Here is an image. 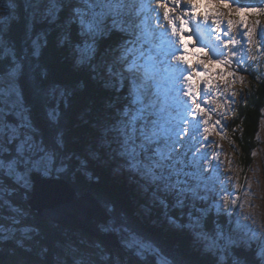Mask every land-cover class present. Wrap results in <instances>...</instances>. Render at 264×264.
I'll return each instance as SVG.
<instances>
[{"label": "snow or ice", "instance_id": "snow-or-ice-1", "mask_svg": "<svg viewBox=\"0 0 264 264\" xmlns=\"http://www.w3.org/2000/svg\"><path fill=\"white\" fill-rule=\"evenodd\" d=\"M158 7L166 21L163 31L152 25L151 13H157V23L160 16L151 0L147 6L145 0H0V210L8 211L10 221L0 223V240H11L26 253L35 250V264H120L121 252L161 259L156 242L111 201L98 202L87 241L57 235L45 243L44 229L29 221L13 199L18 193L26 197L39 176L90 180L91 166L101 155L114 162L116 172L126 170L169 223L187 233L202 264H264V233L233 228L236 209L216 204L209 182L213 157L200 154L208 143L202 132L209 128L201 132L200 121L203 115L211 118L205 111L211 103V68L220 65L216 74L226 83L229 77L234 81L231 66L238 53L227 50L241 41L231 38L232 28L243 29L248 43L258 35L264 47V33L255 31L264 8L205 0L201 17L197 0H161ZM177 8L181 14L174 16ZM225 8L227 13L221 11ZM252 16L256 19L250 24ZM210 19L219 33L216 40L228 37L222 41L224 51L210 56L207 48L198 47L190 52V25H207ZM53 36L77 76L72 83L53 78L44 62ZM188 56L197 57L194 65ZM162 66L180 73L185 86L177 91L187 100L160 103L155 77ZM195 78L204 86L200 102ZM85 88L94 101L80 114L89 131L79 144L70 141L66 118ZM229 202L236 205L237 198L226 196L223 203ZM213 208L226 220L212 218ZM164 264L176 261L165 259Z\"/></svg>", "mask_w": 264, "mask_h": 264}, {"label": "rangeland", "instance_id": "rangeland-1", "mask_svg": "<svg viewBox=\"0 0 264 264\" xmlns=\"http://www.w3.org/2000/svg\"><path fill=\"white\" fill-rule=\"evenodd\" d=\"M160 2L161 0H151V7L156 8L157 12L159 13L160 16L159 23H157L155 19L157 13H151V19H152V25L159 28L160 31L161 30L163 31L162 26L166 24V21L163 20V12L162 13L159 12V10L163 11V9L158 7ZM168 2L170 4L171 0H168ZM145 3L147 6V0H145ZM207 7L209 9H212L213 11H215L217 8L216 4L214 3H208ZM197 9L199 11H202V16H203V13L205 12V0H197ZM221 11L227 13L225 9H221ZM160 14H162V16ZM180 14H181V9L179 8L175 9L173 15L175 16ZM223 19L227 20L228 19L227 15H225ZM211 22L212 19H210V23ZM249 23L252 24V22ZM203 25L204 24H202V30L203 29L205 30L202 33L203 36H205L206 33L208 35L207 36L208 40L205 46L208 49L209 55L210 56L217 55L220 53L221 50L224 51L222 41L224 39H227L228 37L221 35V40L217 41L216 35L219 33L213 32L212 30L213 26L208 27ZM205 27H208V29L206 30ZM226 27L227 26L225 24L224 28L226 29ZM253 27L255 28V25H253ZM242 31L243 29L234 26L230 33L232 39L241 41L239 43L240 46L239 44H235L237 47L239 46L237 51L238 55L235 58H233V65L231 66L236 73L234 81L232 80L231 77H229L228 78L229 82L226 83L225 80L221 79L220 76L216 74L218 73L221 67L220 65H213L211 68V71L213 73V76L211 78L213 87L210 90L208 96V98L211 100V103L205 107V111L209 112L211 118L209 120V117L207 115H203V118L200 121L201 132L204 127L209 128L208 133L202 132V135L207 137L208 143L206 147L201 149L200 154L202 155L204 153H207L208 155L213 157L212 160L213 168L210 171L209 182L212 185L213 192L217 197L215 203L222 205V207L225 209L227 208L236 209V216L232 220L233 228H238L242 231H247L249 229H252L257 232L264 233V108L261 115L262 120L260 123V128L257 131L258 134H256L258 144H256L252 148L250 147L251 149L250 161H247L248 160L247 157L244 156L243 145H241L239 142H235L234 138H232L230 134L228 137L226 134L227 132L226 129L229 130V128H231L229 122L234 117L236 103L241 98L243 99V101H245V99L247 98L246 89H250L251 91H253L255 86L257 87L259 86V84H262V80L260 79H264V51L263 48H261V46L258 45L257 43L258 35H254L252 37L251 43H248L247 39L242 37L241 35ZM255 31L257 33H264V19L260 21V26L259 28H255ZM190 36H191V40H190V44H191V42H195V39L193 38L192 33ZM203 45L204 44L198 43L197 45L190 47L189 51L194 52L196 51V48L203 47ZM232 46L233 45L229 47V49L227 50L228 52L232 51L231 50ZM189 57L192 59L190 62H192L194 65L197 57L194 56H189ZM237 66H238V71H236ZM240 66L244 69V71L240 70ZM255 67L258 69L256 70L258 73L257 76L259 75L260 78L257 77L258 81H256L255 79H251L250 81L248 80L249 76L248 73H246V70L251 68L250 69L251 71ZM160 69L163 75L167 74V72L165 71L162 72V70H165L166 67L162 66L160 67ZM179 75L180 74L178 73L176 75H172V76L168 75L164 77L165 78L164 81H167L170 77L169 82L172 83V86L160 85L161 90L163 91L158 92V98L162 105L175 104L177 97H179L181 101L187 100V98L183 96L182 91H177L178 89H181V84H180L181 81L180 79H178ZM204 79H208V77H205ZM195 80L198 81L197 90L200 91L201 93V95L198 97V102H200L204 99V95H203L204 86L201 84L200 78H195ZM216 85H219V87L217 88ZM154 90L157 89L154 88ZM242 99L240 102H242ZM188 101H189L188 103L190 104L191 101L190 100ZM204 106L205 105L202 104V107ZM83 107L85 110V108H87L88 105H83ZM71 111L72 110L69 109L68 113ZM76 119L81 125H83L86 128L87 131H89L88 126L80 119V114H77ZM218 119L221 120L222 122L221 124L216 125L215 122ZM204 121H208V123L205 124ZM103 164L110 167L109 169L112 172L111 176L113 178H118L124 181L127 189L131 191L132 195L130 196V198H132L134 203L132 208L131 218L138 223L137 225H139V227L147 231L150 225L148 226L144 222H146L145 220L148 219V215L150 214V212L152 213V211L149 208L154 206V211L155 210L159 211L162 208L154 204L150 196L146 195L139 189L137 184L132 180L130 174L126 170L122 172H116L114 170L115 169L114 162H109L104 157L103 158L100 157V159H98L95 162L94 168L104 169L103 168L104 166H102ZM93 174H94L93 168H91L90 171L91 178ZM51 177L59 180L68 181L65 179V176H59L56 174L44 178L48 179ZM70 177L71 178H69L70 180L67 183H69L75 190H77L76 187L78 185L83 187V192L81 196L83 197L88 196L90 198H93L95 201H97V203L101 201L100 198H98V195L95 196L91 191H88L86 189L84 190V188H90L88 186V181L91 180L79 176H70ZM82 183H84V186ZM33 191H34V182H33V187L28 193L29 198L26 200L25 203L26 206L22 205L23 207H27L24 208L28 214L27 219L28 217H30L31 213L36 214L40 218V216L37 213L33 212L28 206V201L32 198ZM19 194L21 193H18V195ZM138 195H140L139 198ZM226 196L229 197V200L231 199L232 196H235L237 198V204L231 205L230 202L227 204L223 203L224 198ZM136 198L139 200H137ZM41 200L40 201L42 203L52 204L51 201L46 198L42 197ZM212 213H213V218L219 217L221 221L226 220V217L222 214L217 213L215 208H213ZM8 215L9 213L6 209L0 210V223L9 225L10 221L5 219V217H7ZM245 217H247V219H245ZM149 220L151 221V218H149ZM48 222L54 225L51 220H49ZM142 223L144 224L143 227H142ZM152 223L156 224L153 221V219H152ZM161 225L159 226V228L163 229ZM55 226H58V224H55ZM60 227H64V226H60ZM65 228L71 229L72 236L87 241L86 236L88 237V234L85 233V231L78 230L73 227H65ZM165 228H169L171 230L179 229L175 225H172L170 223H167ZM149 234L151 235L150 237L151 239L155 238L154 235H152L151 231L149 232ZM158 248L160 249L159 246ZM18 250L21 249L16 248L13 241L0 240V264H35V261L32 260L30 257L26 256L23 250L22 252ZM6 255L9 258L3 262L1 258ZM132 259L136 262L137 261L141 262L142 264H145L143 262L147 261L146 260L147 258L141 259L140 257L136 256L134 253H130V252L119 253L120 264H136L133 262ZM165 259L168 258H166L161 252V259L159 260L157 259V263L164 264ZM147 264H151V263H147Z\"/></svg>", "mask_w": 264, "mask_h": 264}, {"label": "trees", "instance_id": "trees-1", "mask_svg": "<svg viewBox=\"0 0 264 264\" xmlns=\"http://www.w3.org/2000/svg\"><path fill=\"white\" fill-rule=\"evenodd\" d=\"M242 5L244 7L264 8V0H245V3ZM261 16L264 18V15ZM44 62L48 65L49 71L53 78L68 83H72L77 79L76 74L72 70L70 62L65 58L64 52L56 47L54 36L50 37L49 47L45 51ZM256 70L258 69L254 68L249 72L248 75L250 81L251 79H255L256 81H258L257 77H259V75L257 76L258 73ZM260 80H262V84H259V86L257 87L255 86L253 91H251L250 89H246V102L242 99V102L236 108V113L232 119V123L230 124L231 128H229V134L232 138H234V141L239 142L241 145H243L244 156L247 157V161L251 160L250 147L252 148L256 144H258L256 134H258L257 131L260 128V123L262 120L261 115L264 108V79ZM93 101L94 97L91 89L89 88L80 90L77 96L74 97L72 106L70 108L72 111L67 113L66 118V128L70 141L79 144H84L87 141L88 131L77 121L76 117L77 114H81L84 111L83 105H88L89 107L93 104ZM101 158H103V155H101ZM94 164L91 166V168H93L94 174L90 179L91 181H88V186L91 189L84 188V190L86 189L88 191H91L95 196L98 195V198H100L101 201H111L118 209L121 210L123 214H127L129 216L133 225L140 231H142L144 235L151 237V235L149 234V232L151 231L152 235H154L155 237L154 239H152L156 240L155 242L160 247V250H162V254L169 260L175 259L176 264H202L199 255L191 250L190 241L185 231H181V229L171 230L169 228H165L166 224L169 223V221L163 209L154 211V206L149 208L152 213L150 212V214L148 215V219L145 220L146 222H144L146 225H150L149 229H147L146 231L139 227V225H137L138 223L131 218L134 203L132 198H130V196L132 195L131 191L127 189L124 181L118 178H113L111 176L112 172L109 169L110 167H108L107 165H102L104 166V169H96L94 168ZM69 178L71 177L65 176V179L68 181L70 180ZM82 184L84 186V183ZM76 188L78 195L81 196L83 187L78 185ZM22 196V193L19 195L17 194V196L14 197L15 199H13L21 203L23 206H26L25 203L29 198V194H27V196L23 199L21 198ZM139 197L140 195H138V198ZM173 215L178 216V213H173ZM30 217H28V219L31 222H33L34 224H40L44 229V235L48 237V239L44 241L45 243H50L51 238L57 235L67 236L72 234L71 229L52 225L50 222L39 218L36 214L31 213ZM149 218H151V221L149 220ZM152 219L156 224L152 223ZM182 222L186 223V221ZM159 224H162L161 226L163 227V229L159 228ZM143 225L144 224L142 223V227ZM86 238L88 239L87 236ZM18 251L22 252V250ZM24 254L30 257L32 260L36 261L35 250L31 253L24 252ZM8 258L9 257H7L6 255L1 259L4 262ZM146 260L147 261L143 263L158 264L155 256L149 255ZM133 262L136 264H142L141 262H136L134 260Z\"/></svg>", "mask_w": 264, "mask_h": 264}, {"label": "water", "instance_id": "water-1", "mask_svg": "<svg viewBox=\"0 0 264 264\" xmlns=\"http://www.w3.org/2000/svg\"><path fill=\"white\" fill-rule=\"evenodd\" d=\"M33 182L34 191L28 201L33 212L43 220H51L54 225L83 230L89 236L97 211V201L88 196H79L68 181L39 176ZM42 197L52 204L42 203Z\"/></svg>", "mask_w": 264, "mask_h": 264}, {"label": "bare ground", "instance_id": "bare-ground-1", "mask_svg": "<svg viewBox=\"0 0 264 264\" xmlns=\"http://www.w3.org/2000/svg\"><path fill=\"white\" fill-rule=\"evenodd\" d=\"M159 12L160 13H162L163 11L162 10H159ZM161 16H162V14H160ZM209 22H210V20H209ZM202 24H203V22L201 21L200 22V24H199V27H197V26H194V28H193V31H192V34H195V36H196V38H194L195 39V42H191V44H193V46H195V45H197L198 43H201V44H204L203 45V47H205L206 48V46H205V39L207 38V33L205 34V36H203V30H201L200 31V29H202ZM204 26V25H203ZM206 26H208L209 27V24L208 25H206ZM210 26H212V22H211V24H210ZM169 33V32H168ZM205 38V39H204ZM205 40V41H204ZM239 46H240V44H239ZM238 46V47H239ZM177 62L176 61H173V62H171V64L172 65H175ZM167 72V74L166 75H163L162 73H161V69L159 68L158 69V75L155 77V84L159 87V90H158V92L159 91H163V90H161V86L162 85H171L172 86V83H170L169 82V79L167 80V81H164L165 80V78L164 77H166V76H168V75H173V74H176V72L175 71H173L172 69H165V70H162V72ZM177 78V77H176ZM161 85V86H160ZM164 102V101H163ZM189 102V101H188ZM220 133V132H219ZM162 244V243H161Z\"/></svg>", "mask_w": 264, "mask_h": 264}]
</instances>
